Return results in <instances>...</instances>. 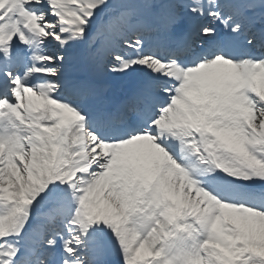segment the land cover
Segmentation results:
<instances>
[{"label": "snow or ice", "instance_id": "snow-or-ice-1", "mask_svg": "<svg viewBox=\"0 0 264 264\" xmlns=\"http://www.w3.org/2000/svg\"><path fill=\"white\" fill-rule=\"evenodd\" d=\"M0 264H264V0H0Z\"/></svg>", "mask_w": 264, "mask_h": 264}]
</instances>
